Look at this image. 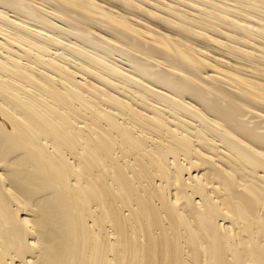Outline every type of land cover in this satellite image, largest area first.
I'll return each instance as SVG.
<instances>
[{"label": "bare ground", "instance_id": "obj_1", "mask_svg": "<svg viewBox=\"0 0 264 264\" xmlns=\"http://www.w3.org/2000/svg\"><path fill=\"white\" fill-rule=\"evenodd\" d=\"M0 264H264V0H0Z\"/></svg>", "mask_w": 264, "mask_h": 264}]
</instances>
